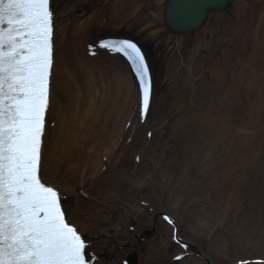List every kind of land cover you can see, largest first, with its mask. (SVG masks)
<instances>
[{"label":"bare ground","instance_id":"bare-ground-1","mask_svg":"<svg viewBox=\"0 0 264 264\" xmlns=\"http://www.w3.org/2000/svg\"><path fill=\"white\" fill-rule=\"evenodd\" d=\"M243 1L52 0L48 117L57 121L47 127L42 178L61 189L96 264H264V119L260 127L261 100L254 106L252 83L236 75L234 58L253 42L246 62L252 68L263 57L257 49L264 44V0H248V9ZM111 2L118 10L104 16L109 21L101 28L98 12ZM137 26L155 42L152 53L135 36L150 59L147 113L124 56L105 50L90 56L88 49L108 35L134 36L115 30ZM211 40L222 48L214 43L201 61L214 82L194 88L197 48ZM258 64L264 69V60ZM258 86L264 98V84ZM240 117L251 118L249 128ZM166 119L176 144L161 135ZM209 119L212 131L202 123ZM254 150L263 153L261 169Z\"/></svg>","mask_w":264,"mask_h":264},{"label":"snow or ice","instance_id":"snow-or-ice-1","mask_svg":"<svg viewBox=\"0 0 264 264\" xmlns=\"http://www.w3.org/2000/svg\"><path fill=\"white\" fill-rule=\"evenodd\" d=\"M54 34L52 0H0V264H91L59 186L42 178ZM105 46L131 61L147 113L152 77L143 51L132 40Z\"/></svg>","mask_w":264,"mask_h":264},{"label":"rangeland","instance_id":"rangeland-1","mask_svg":"<svg viewBox=\"0 0 264 264\" xmlns=\"http://www.w3.org/2000/svg\"><path fill=\"white\" fill-rule=\"evenodd\" d=\"M248 0H244L243 2H241L240 4H242L243 3V5L245 6V8L247 7V9H248V6L250 5V4H252V3H248L247 2ZM239 4V5H240ZM118 10V7L115 5V3H107L104 7H101L100 8V10H99V12H98V15L99 16H101L100 17V19L99 20H96V22H98V24H100L101 26V28H105V29H107V22L109 21V20H107V18H106V20H105V18H104V16L105 17H107L110 13H115L116 11ZM248 15V14H247ZM250 17V19L249 20H251L252 19V17L251 16H249L248 15V18ZM246 23H248L247 22V18L244 20ZM221 26V25H220ZM101 28H99L97 31H101ZM222 30V29H221ZM103 31V30H102ZM106 31V30H105ZM115 31H117L118 33H130V34H132V35H134V36H137V37H143L144 38V41H145V44L147 45V47L150 49V52H152V53H155L156 51H155V42L152 40V38H151V36L148 34V33H139V27L137 26V27H135L134 28V30H131V31H129V32H127L126 31V29H124V28H119L118 30H115ZM221 34V33H220ZM214 43L217 45V50H219V49H221L222 48V44H217V42L216 41H214V40H211L209 43H208V45H206V47L202 44V46H203V48H201V47H199V48H197V55H198V65H199V68H198V70L200 71V75H199V73H196L195 75H196V77H195V82H196V84L194 83V88H196V85H199L200 83L202 84L204 81H206V82H209L210 84L211 83H213L214 81V78H215V74L214 75H211V76H209L210 74H211V70H210V66H206L207 65V61L205 60V61H203L204 62V64H202V59H205L207 56H209V52L208 51H211V49H214V48H212L213 46H214ZM190 48L191 47H189L188 49L190 50ZM211 48V49H210ZM244 48L245 47H242V48H240L239 49V51H237L238 53H237V55L236 56H234V58H235V73H236V75H238V77L240 76H243L244 77V81L246 82V80H248V79H250V83H252V85L251 86H253V87H250L251 89H252V96H253V103L255 102V103H257L258 101H260L261 100V103H260V105L263 107V109H264V105H262V104H264V98H263V96H261V97H259V94H258V88L260 87V86H258V85H260L261 83H262V88H263V81H264V69H260V66H259V62H260V60H264V55H263V57H261L260 59H257V60H254V63H255V66L254 67H252L251 68V66H250V64H249V62H246V60L248 61L249 60V58L251 57L250 56V54H252L253 52H254V49L255 48H257V46H256V43L255 42H253L252 43V46L250 47H246L245 48V51H244ZM258 48L259 49H257V50H260L261 52H262V54H263V52H264V44L263 43H261V44H258ZM188 49H186V51H185V55H187L188 53H189V50ZM253 49V51H252V53H250L251 52V50ZM160 51H163L162 50V48L160 47L159 48V53L157 52V55H158V58L159 59H161V57L162 56H160ZM241 52H245V53H241ZM162 53V52H161ZM176 56V55H175ZM174 56V57H175ZM200 57H202V58H200ZM246 62V63H245ZM254 65V64H253ZM252 65V66H253ZM251 70H253V71H251ZM253 72H255L257 75H255V77L254 78H252V76L251 75H254L253 74ZM239 77V78H240ZM243 79V78H242ZM197 80V81H196ZM243 81V80H242ZM159 94V93H158ZM264 95V94H263ZM159 98H160V101L162 100V95L160 94V95H157ZM248 103V102H247ZM255 103H254V106H256L255 105ZM259 105V107H258V109L256 108V112H257V114L256 115H260V119H259V121H258V123H259V125L261 124V122H262V120L264 119V118H261V117H263L262 116V111H261V106ZM254 108V107H253ZM260 108V109H259ZM253 110V109H252ZM242 112L244 113V115H246L247 117L249 116V114H248V108H246V107H244L243 108V110H242ZM252 113V112H251ZM178 115L181 117L182 116V113L181 112H179V113H177V114H175L174 115V117H178ZM256 117V116H255ZM196 118V117H195ZM257 118V117H256ZM259 118V117H258ZM151 119V118H150ZM153 119H155V118H153ZM175 119V118H174ZM177 119V118H176ZM152 120V119H151ZM150 120V122L152 123L153 121H151ZM210 119L209 120H207L206 122H202L203 124H205L204 126H207V128L209 129V130H211L212 131V128L210 127ZM237 121H239V123H243V122H246V124H243V125H245V126H247L248 128H249V126H250V124H252V122H250L251 121V118H250V120L248 119V120H245V119H242L241 117L240 118H238V120ZM173 122V121H172ZM201 122V121H200ZM170 125V121L168 120L167 121V119H166V121L163 123V125H162V129H161V135H163V134H169L170 135V139L171 138H173L172 137V135L170 134V129H167L166 127H168ZM261 125H263L264 126V123L263 124H261ZM261 125H260V127H261ZM186 126V129L187 130H189V125H188V123L185 125ZM213 126H214V123H213ZM210 127V128H209ZM166 128V129H165ZM248 128H245V129H248ZM251 129V128H250ZM260 129V128H259ZM258 129V130H259ZM163 131V132H162ZM190 131H191V129H190ZM261 131L262 132H264L263 130H262V128H261ZM174 133V132H173ZM254 134V133H253ZM254 135H256V133L254 134ZM144 136V135H143ZM161 137L162 136H160V139H161ZM172 140V139H171ZM173 141V143H175L176 144V142H175V140H172ZM174 147V150H175V148H176V145H174L173 146ZM256 147H260V145L259 144H257L256 145ZM262 147H263V145H262ZM260 149V148H259ZM263 150H264V148H262ZM239 154V153H238ZM241 155V154H240ZM253 155H254V159L256 160L257 159V161L259 162V164H258V168L259 169H261L262 167V165H263V153H261L260 151H257V150H254L253 151ZM260 173H262V172H260Z\"/></svg>","mask_w":264,"mask_h":264}]
</instances>
